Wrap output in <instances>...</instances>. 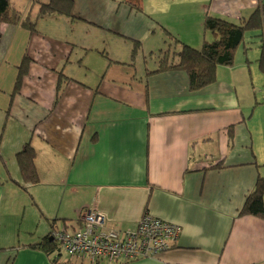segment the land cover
<instances>
[{
    "label": "crops",
    "instance_id": "1",
    "mask_svg": "<svg viewBox=\"0 0 264 264\" xmlns=\"http://www.w3.org/2000/svg\"><path fill=\"white\" fill-rule=\"evenodd\" d=\"M46 1L26 14L15 5L36 31L5 24L0 35V264H56L28 245L83 229L89 207L108 228L136 229L144 212L182 228L172 249L115 264H264V219L240 215L264 177V107L258 124L243 93L246 70L257 69L248 50L198 91L184 71L147 67L169 32L201 48L214 38L207 16L240 23L264 14V0H142L141 10L133 0H74L73 16L37 18ZM28 143L31 185L17 160ZM67 254L58 264H109Z\"/></svg>",
    "mask_w": 264,
    "mask_h": 264
},
{
    "label": "trees",
    "instance_id": "2",
    "mask_svg": "<svg viewBox=\"0 0 264 264\" xmlns=\"http://www.w3.org/2000/svg\"><path fill=\"white\" fill-rule=\"evenodd\" d=\"M142 0H133L129 3L137 10H141ZM53 14L70 15L74 14V0H49L40 2L37 18ZM22 23L31 31H36V21L30 17L21 20V12L13 5L12 0H0V35L5 24ZM204 27L213 33L212 40H205L201 48H195L181 42L169 32L172 42L163 52L158 61V68L151 73H160L172 70H181L187 73L189 78L190 91H198L217 80V71L220 65L232 66L235 62L236 52L240 46L248 50L245 36L247 32H257L255 36L261 37L260 67L264 71V14L261 8L240 23H233L228 20L207 16L204 20ZM132 50V58L135 60L139 50V43L135 42ZM26 59V58H25ZM23 60L20 75L16 82V90H19L25 76L26 60ZM234 125L228 127L233 137ZM35 149L27 144L24 149L17 153V160L26 184H37L39 181L38 171L35 162ZM223 161L209 167L210 169L222 167ZM240 215H251L264 219V177L259 176L254 189L247 195ZM30 248L44 251L52 257L56 264L60 262L61 249L59 242L52 238L51 234L42 240L28 245ZM71 255V254H70ZM82 256V255H75ZM88 256V255H87ZM90 257V256H89Z\"/></svg>",
    "mask_w": 264,
    "mask_h": 264
},
{
    "label": "built area",
    "instance_id": "3",
    "mask_svg": "<svg viewBox=\"0 0 264 264\" xmlns=\"http://www.w3.org/2000/svg\"><path fill=\"white\" fill-rule=\"evenodd\" d=\"M84 227L70 232L54 229L52 238L71 255L90 256L93 262L107 260L109 264L155 257L174 247L181 226L144 212L136 229L106 227V217L95 207L82 212Z\"/></svg>",
    "mask_w": 264,
    "mask_h": 264
},
{
    "label": "rangeland",
    "instance_id": "4",
    "mask_svg": "<svg viewBox=\"0 0 264 264\" xmlns=\"http://www.w3.org/2000/svg\"><path fill=\"white\" fill-rule=\"evenodd\" d=\"M33 0H12L13 5L17 6L18 4H26L27 7L25 9H20L22 11V14H26L30 9V4ZM44 1V0H43ZM47 2V1H46ZM38 10L36 13H33L34 16L37 15L40 5H37ZM26 17V15H25ZM24 17V18H25ZM45 25V22H43ZM37 26V25H36ZM257 32H247L245 36L246 45L248 46V53L250 54V66L254 65L257 67V69L254 70H246L247 76H246V83L243 85V93L245 98L247 99V105L251 107V110L255 109L254 116L251 117V119L258 123L260 117H261V110L264 107V71L260 67L259 58L261 56V37L255 36L257 35ZM239 48L243 49V45ZM258 54V61L254 59V57L251 54ZM158 55L153 56V58L148 59V66L149 68H156L158 66ZM251 68V67H250ZM254 69V68H253ZM240 80L243 81L242 74L239 75ZM259 124V123H258ZM261 143H257L256 147L258 148V151L261 155L264 156V143L263 139H259ZM216 147V146H215ZM264 167V165H263ZM82 218V215H81ZM24 233V232H23ZM22 233V234H23ZM63 255H68L66 252L63 251Z\"/></svg>",
    "mask_w": 264,
    "mask_h": 264
}]
</instances>
